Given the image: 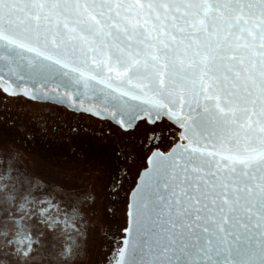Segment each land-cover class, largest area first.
Masks as SVG:
<instances>
[{
  "label": "snow or ice",
  "instance_id": "obj_1",
  "mask_svg": "<svg viewBox=\"0 0 264 264\" xmlns=\"http://www.w3.org/2000/svg\"><path fill=\"white\" fill-rule=\"evenodd\" d=\"M0 81L132 138L105 186L127 202L117 264H264V0H0ZM2 155L0 255L83 259L95 192L58 199ZM41 225H63L47 248Z\"/></svg>",
  "mask_w": 264,
  "mask_h": 264
},
{
  "label": "flooded vegetation",
  "instance_id": "obj_2",
  "mask_svg": "<svg viewBox=\"0 0 264 264\" xmlns=\"http://www.w3.org/2000/svg\"><path fill=\"white\" fill-rule=\"evenodd\" d=\"M131 146L132 138L110 120L22 95L12 96L0 89V161H4L0 163V170L7 167L2 155L3 148L7 147L18 154L13 167L24 169L30 179L52 185V193L58 199L72 203L71 194L81 189L96 194V215L87 228V255L61 264H114L119 254L114 240L124 235L119 220L123 210L127 211V202L123 190L118 197H109L105 186L110 174L117 167H124L123 157L117 152ZM134 180L133 168L124 181V188ZM88 203L79 204L83 216L91 215ZM40 228L41 247L47 248V238L59 235L63 225L55 232L43 225ZM5 260L8 258L0 255V261ZM8 264L15 262L8 260Z\"/></svg>",
  "mask_w": 264,
  "mask_h": 264
},
{
  "label": "water",
  "instance_id": "obj_3",
  "mask_svg": "<svg viewBox=\"0 0 264 264\" xmlns=\"http://www.w3.org/2000/svg\"><path fill=\"white\" fill-rule=\"evenodd\" d=\"M4 87H5V83H4V81H0V89H1L2 91H3ZM60 91H63V90L61 89ZM7 94H8V93H7ZM9 95H12V96L22 95V96H24V97H26V98H29V99L34 100V101H37V102H49V103H53V104H57V105H61V106H65V107H67V108H69V109H72V110H75V111L85 112V113H87V114L93 115L94 117H97V118H99V119L110 120V121L113 122L114 124L118 125L116 122H114V121L111 120V118H110V114H103V113H102V110H101L100 112H98V111H97V108L94 107V106L92 107V105H90V104H85V105H86V106H91V107H82V106H79V105H77V106H75V107H69V106L66 105V104H60V103H57V102L54 101V100H37V99H32V98H30L29 96H26V95H24V94H22V93H20V94H9ZM88 108H92V111H88ZM118 126H119V125H118ZM127 222H128V217H127ZM124 235H126V234L124 233ZM118 258H119V254H118L116 260L114 261V264H117V260H118Z\"/></svg>",
  "mask_w": 264,
  "mask_h": 264
},
{
  "label": "rangeland",
  "instance_id": "obj_4",
  "mask_svg": "<svg viewBox=\"0 0 264 264\" xmlns=\"http://www.w3.org/2000/svg\"><path fill=\"white\" fill-rule=\"evenodd\" d=\"M121 215H122V217L120 218L119 221L122 224H121V227L120 228H123V227H126L127 226V211L124 209Z\"/></svg>",
  "mask_w": 264,
  "mask_h": 264
}]
</instances>
